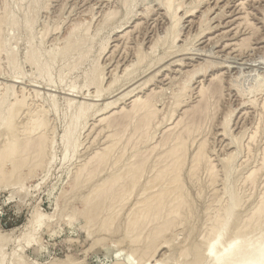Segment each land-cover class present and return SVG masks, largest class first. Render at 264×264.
<instances>
[{"label": "rangeland", "instance_id": "rangeland-1", "mask_svg": "<svg viewBox=\"0 0 264 264\" xmlns=\"http://www.w3.org/2000/svg\"><path fill=\"white\" fill-rule=\"evenodd\" d=\"M157 1L128 0V5L126 3L127 6H125L122 0H0V21L2 22L0 41H3L1 43L3 45L2 55L0 54L1 102H4V105L12 103L16 96H19V91L22 88L26 103L33 102L31 105L35 104L41 109H39V114L43 115L46 121V132L49 137L47 142H51L47 143L48 146L46 147L48 149L45 151L44 158H41L43 162L41 159L38 160L40 164L43 163L42 165H39L38 161H36L38 164L36 162L34 164V161L32 164L30 161L29 164H32V166L25 165L26 169L23 167V171L20 169V172L17 171L15 176L12 173L13 169L10 163H6L4 166L5 175L0 178V239L4 238L3 241L0 240V246H2L0 247V264L142 263L132 261L129 257L130 253L135 251L137 247L144 248V244L141 243V246L139 244L137 246L135 243L130 242V238L127 237L128 235H126L122 224L124 221L123 215L113 226L114 229L111 228L112 230L109 231L105 229L103 231L98 223L95 224L96 222H89L84 213L86 208L84 197L88 194L89 189L80 187L81 189L77 190L74 188V186L76 187L74 181H76L75 175L78 167L86 159L88 160L102 144L100 141L102 142L101 137L104 136L105 130L104 132L101 130L98 132L99 127L97 130L92 129V124L108 109L115 107V105H122L129 92L142 95L148 93L149 89L156 88L152 102L160 111V121L156 123V125L160 124V127L155 125L158 128L155 126L154 129L152 128L154 131L156 130L155 132L151 129L150 137L151 139L154 138L151 140L149 137L146 143L153 144L161 137L160 133L166 126L164 123H169L171 119L166 113L174 107L173 97L185 77V74L171 69V71L164 72L169 75L166 77L168 79L165 81L162 79L163 74L160 71L174 57L183 60L195 58L193 61L196 60L197 62L194 61V65L197 66L198 70L202 68L196 76L203 75V73L218 76L215 83L218 88L214 85L213 87L221 91H217L218 93L214 95L215 98L212 96V100H216L212 101L213 116L209 118L208 122V119L205 120L207 123L202 122L204 130L200 135L202 138H199V140L207 139L212 158L216 161L214 164L216 163L218 172L216 174H219V178H216L218 180H216L217 185L214 187L215 183L212 184V188L204 184L207 179L204 173L201 174V182L199 181L201 187L195 186L197 184L186 180L191 215L186 213L187 217L184 215L185 220L181 219V222H179V219L174 229L170 230L172 233L168 231V234L164 235L161 242L156 245V255L150 260V262L152 261L151 264H180V262L181 264H211L204 256L207 241L203 237L208 231L207 227L210 226H208L210 223H208V220L211 221V218H209L211 213L213 216V211L216 208L221 209L222 206H225V208L222 207L223 210L225 209L222 213H229V215L226 214L227 217L229 216L227 225L231 227L225 226L228 228L227 232L225 231L226 234L222 237V243H225V241L234 239L237 229L253 210L264 187V173L261 165L258 164L262 163L264 122L259 124L261 130L259 128L257 137L255 136L251 147L247 150L244 142L247 139L249 130L254 127L258 119V112L254 111L253 114H247L248 116H242L241 113L244 106L255 107V110L257 100L264 91V29L256 25L255 19L257 18L251 15L249 16L251 25L248 27L246 37H240L241 41L245 38H248V40L245 44L243 43L244 45L240 41L239 48L235 53L230 54L222 50L221 45L224 41L222 38H218V40H215L216 42L211 41L208 44H203L202 38L209 30L206 29L211 28V26L214 27L218 21L226 18L227 14L229 16L231 11L230 8L226 7L214 19L215 21H212L213 24L209 23L210 20L206 22L207 25L202 28L201 32L197 28L189 27L184 23L185 20H181L178 34H176L177 40L174 41V36L167 32L168 26H170L168 19L159 18L158 14L155 13L159 5ZM260 9L264 12V2L261 3ZM208 23L210 26H208ZM135 25L138 26H136L134 34H130L122 40L118 39L122 32L130 30ZM72 28L75 30H72ZM78 30L80 31L78 32ZM258 40L261 42L260 44H258ZM118 43L120 46L116 50L114 46ZM137 47L146 55L140 65L131 53ZM111 51H114L113 55H110ZM28 54H31V59ZM186 55H190V57L186 58ZM119 58L124 59L129 66L132 64L129 72L122 73L121 70L116 69L115 66ZM111 70L119 72H112ZM112 73H115L114 76ZM109 103L113 106L110 105L109 107ZM213 105L216 107L213 108ZM80 109L84 111L85 117H82L76 124L75 119L81 111ZM26 110L27 106L23 107L20 115L15 119L18 129L23 128L27 123ZM252 115H255V117ZM218 126L226 130L224 139L215 135ZM6 130L5 127H0V148L3 146L4 141L10 137L8 130ZM69 131L71 137L68 139V144L64 136ZM95 137L97 140H95ZM191 152H189L190 155ZM127 155L129 158V154ZM228 155L229 157L232 155L229 161L226 158ZM256 167L261 169V171H258L261 173L257 172L256 174L257 178L260 177L259 175L262 178L260 177L261 180L257 179L259 182H255L254 186H250L253 185V182L249 185L250 181L247 183L245 177L250 174V171L257 169ZM11 173L14 179L10 176ZM101 176L104 177L105 175L102 174ZM85 188H89L88 184ZM214 191L219 192L216 194ZM215 194L217 196H214ZM210 195H213V199ZM250 197L252 199H249ZM133 198L135 199V196ZM133 198L132 201L129 200L131 205L133 204ZM231 198L234 200L232 201ZM236 199L238 202L235 201ZM130 204L127 203L126 206L130 208ZM228 205L231 206L232 213L237 214L236 216L232 214L233 218L230 217L231 213ZM226 208L228 211H226ZM263 221L261 225H264ZM263 225H258L261 230V233H258L259 236L262 234V229H264ZM205 228L206 230H204ZM254 228L251 226L250 231L248 229L244 233L256 232V234L245 236L250 237V239L256 236L253 239H257L259 228L257 227L258 229L255 228L257 231H253ZM173 251L174 253L171 255Z\"/></svg>", "mask_w": 264, "mask_h": 264}, {"label": "bare ground", "instance_id": "bare-ground-1", "mask_svg": "<svg viewBox=\"0 0 264 264\" xmlns=\"http://www.w3.org/2000/svg\"><path fill=\"white\" fill-rule=\"evenodd\" d=\"M122 1L125 4V6L128 5V3H127L128 0H122ZM157 2H159V5H158V8L156 9L157 12L155 11V13L158 14L159 18L163 17V18L168 19L170 26H168L169 29L167 32H169L170 35L174 36V39H173L174 41L177 40L176 34H178V29H179L178 27H179V23L181 22V20L182 21L185 20L184 23H186L189 27L197 28L201 32L202 28L205 27V25H207L206 22H209V20H210L209 23H212V21H215L214 19H216L217 16L220 14V12H222V9H224L226 7L230 8L231 12H230L229 16L227 14V17L221 21H218V23L215 24L214 27L211 26V28L206 29V30H208V29L209 30L207 33L204 34V36L202 38L203 44L204 43L208 44V42L210 43L211 41L218 40V38H222V39H224V41H222L223 43L221 46L223 47V49H222V47H221V49L225 50L226 52H229L230 54L235 53L237 51V49L239 48L240 43L242 42V44L243 43L245 44L246 41L248 40V38H245V39H242V41H241L240 37L246 35L248 27H250V25H251L249 23V16H251V15L256 16V18H257V19H255L256 25L259 28L264 29V12L260 9L261 3L264 2V0H158ZM126 3H127V5H126ZM4 13L6 14V12H4ZM153 18H152V20H153ZM112 19H113V17H112ZM29 20H31V19H29ZM90 21H91V19H90ZM1 23L2 22L0 21V32H1ZM136 26H138V25H135L132 28L130 27L131 29L130 30L128 29V31L122 32L119 35L118 39L122 40L123 38L125 39L126 36H128V35L134 34L135 30H136L135 29ZM208 26H210V24ZM72 27H74V26H72ZM72 30H75V29L72 28ZM206 30H205V32H206ZM79 31L80 30H78V32ZM44 33H45V31H44ZM157 41H159V40H157ZM260 41H261V39H260ZM260 41L258 44L261 43ZM2 42L3 41H0V54L2 53V50H3V45L1 44ZM167 42H168V40H167ZM81 45H83V44H81ZM66 46H68V45H66ZM119 46L120 45L118 43V45H115L114 48H116V50H117V48L119 49ZM219 46H220V44H219ZM66 48H68V47H66ZM77 49H79V48L77 47ZM151 50H152V48H151ZM72 51H75V50H72ZM69 52H71V51L69 50ZM64 53H63V55H65ZM110 53H111L110 55H113L114 51H111ZM131 53H133L132 56L137 60L139 65L142 61H144L145 56H146L139 47H137L136 49L134 48L133 52H131ZM30 55H29V57L31 59ZM3 56H5V55H3ZM188 57H190V55L187 56L186 58H188ZM108 58H109V56H108ZM175 58L176 57H174V59L172 58L173 60L170 59V61L168 60L169 63H167L168 62L167 61L166 62L167 65L165 64L166 66L165 65L163 66L164 68H162V70L160 71L163 74L162 79L164 81L166 79H168V78H166L168 74H166L164 72H167L169 70L171 71V69L174 70L175 72L185 74L184 75L185 77L179 86L180 87L179 90L175 93V95L173 97L174 107L171 108V110H169L168 113H166L171 118L170 119L171 122L168 120L169 123H167V122H166L167 124L164 123V125H166V126L164 128L162 127L163 130H162V133H160L161 137L157 141L155 140L156 142L153 144L149 143L150 144L149 145L148 143H146V142H148L147 140L151 135V129L156 125V123H158L160 121L159 118L161 117L160 111L154 106V104L152 102L153 95L156 93L155 92L156 88L149 89L148 93H143L142 95L134 94V92L128 91L129 92L128 97L127 96L125 97L126 99L122 105L120 104L117 106L115 105V107H112L113 105H111L109 103V107L111 105L112 108L108 109V111L106 113L99 116L94 121V123L92 124L93 125L92 129L97 130L99 127L98 132L100 130L104 132V130H105L104 136H102V137L100 136L101 140H102V142L100 141V143H102V144L96 151H94V153H92V156L89 157L88 160L86 159V161L78 167V169L76 171V175H75L76 181H74V182H76V187L74 186V188H76L77 190L80 187H82L84 189H89L88 194L84 197V203L86 204L85 205L86 208L84 210L85 211L84 213H85L86 218L89 220V222H96L95 224L98 223L100 225V227L103 229V231H104V229L109 231V230H112L111 228H113V226H115V224L117 223V220H119L120 216L122 217V215H123L124 221L122 222V224H123V227L125 228L126 235H128L127 237L130 238V242L135 243V245H137V246H139V245L141 246V243L144 244V248L142 247L143 249L138 248L136 246L137 249H135V251L130 253L129 257L132 261H137L139 263L142 262L143 264H151L152 261L150 262V260L153 259L156 255V253H155L157 251L156 245L159 244V242H161V239L164 237V235H166V233L168 231H170V230L172 231V229H174L176 223L178 224V220L180 219L179 222H181V219L185 220L184 218L187 217L186 213L191 215V207H190L189 194H188L189 191H188L187 186H186V180L190 181L193 184H197L195 186L201 187L200 177H201V174L204 173L205 174L204 176H207V179H206L204 184H207L208 186H210L212 188V184L215 183L213 185L214 187H215V185H217L216 184V180H217L216 178L217 177L219 178V174H216V172H217L216 163L214 164V162H216V161L213 160V158H212V153L210 151L211 149L209 150V148H208L207 139L203 138V139L199 140V138H202L200 135H201V133H203L202 131L204 130L203 129L204 125H202V122H204L207 119H208L207 120V122H208L209 118H211V116H213L212 112L214 110L212 111V103H213L212 101H214L215 99L214 100H212V99L216 93L221 91V90L218 91L217 85L215 86V83L217 82L216 80H218V76H214L213 74L207 75L206 73L205 74L203 73V75L196 76L202 68H199V70H198L197 66L194 65V61H196V60L193 61V59H195V58H192L191 60L186 59V60H188V62H186V60H183L182 58H179V59L178 58L175 59ZM123 60H121L119 58L118 63L116 62L117 65L115 67L117 70H121L122 73L123 72H129V69H130V67H132L131 66L132 64L129 66V64L125 60L124 61ZM50 61H52V60H50ZM52 62H51V64H52ZM40 63H41V61H40ZM29 64H31V63H29ZM222 67H223V65H222ZM159 69H161V68H159ZM159 69H157V70H159ZM117 70H115V71H117ZM111 71L115 72L113 70H111ZM94 72H95V70H94ZM117 72H119V71H117ZM112 74L114 76L115 73H112ZM151 80H153V79H151ZM113 81H115V80H113ZM94 84H95V82H94ZM213 85L217 88L213 87ZM139 87H141V86H139ZM259 91L261 92V89ZM5 93H6V91H5ZM19 93H20L19 96H16L14 101L12 103L7 104V105H4L5 103L3 102L4 103L3 104L1 102V99H0V127H5L10 134V137L8 135L9 138L6 139V141H4L3 146L0 148V178L4 177L3 175H5L4 166L6 165V163H10L12 165V167H11L13 169L12 173L15 176L16 172L17 171L20 172L19 170L20 169L22 170V168L25 165L29 164L30 161H31V163L34 161V164H36L37 163L36 161H38V160L40 161L41 158L43 159L44 158L43 156L46 153L45 151L48 149V147H46V146H48L47 143H51V142H47L49 137H48V133L46 132V127H47L46 123H45L46 121L44 120L43 115L39 114V111L41 109L39 108V106H36L35 104L31 105V103H33V102H31V103L28 102L30 104L26 103V101L24 99L25 93H24V90L22 88L19 91ZM249 95H252V94H249ZM255 103H256V101H255ZM71 104H73V103H71ZM25 106H27V110H26V117H27L26 121H27V123L25 124V126L23 128H19V129H21V130H19L16 126L15 119L18 118V116L20 115L21 109ZM167 107H168V105H167ZM215 107L216 106L213 105V108H215ZM86 108H88V107H86ZM254 108H251L250 106L249 107L244 106V108L242 109V113H241L242 116H245L247 114H253L254 111L258 112V119H257L254 127H252V129L249 130L247 139L244 142V146H246L247 150L251 147V144L253 143L255 136L257 135V132L259 133L258 130L261 126L259 124L261 122H264V91H263V94L260 96V98L257 100L255 110H254ZM43 109H45V108H43ZM40 113H42V112H40ZM162 113H163V111H162ZM84 114L85 113L82 110L79 112V114L77 115V117L75 119L76 124L79 122V120L82 117H85ZM253 117H255V115ZM165 118H166V116H165ZM165 118H163V119H165ZM70 123H71V121H70ZM72 123H73V121H72ZM157 125L160 127V124H157ZM260 130H261V128H260ZM153 131H152V133H153ZM215 131H216L215 132L216 136L223 138V139L225 138V135H224V133L226 131L225 129H222V127L218 126ZM8 132H7V134H8ZM69 134H71L70 131L67 133L66 136H64L66 139V142L68 141V144H69L68 139H70V137H71ZM98 135H99V133H98ZM155 136H156V134H155ZM233 137H234V135H233ZM150 139H151V137H150ZM155 139H156V137H155ZM238 139H239V137H238ZM2 140H4V139H2ZM95 140H97V138ZM235 141H236V139H235ZM93 142H94V140H93ZM226 146H228V145H226ZM67 148H69V147L67 146ZM190 151H192L191 155L189 153ZM261 152H262V155H261L262 156V160H261L262 163H258V164L261 165V167H262L261 169L264 173V169H263V166H264V146L262 147ZM66 153H68V152H66ZM247 153H249V152H247ZM127 154H129V156H130L129 158H128ZM230 156L231 157H229V155H228L226 157L228 161L231 160V158H232V155H230ZM259 156H260V154H259ZM42 159H41V161H42ZM39 161H38V163H39ZM32 164H29L30 167L32 166ZM42 164L39 163V165H42ZM245 165L247 166V164H245ZM40 167H42V166H40ZM34 168H38V167H34ZM261 169L259 167L253 171H250V174L246 176L247 178L245 177L247 183H248V181H250L249 185L251 182H253V185L251 184L250 186H254L255 182H259L258 180L260 179V177L262 178L261 175H259L260 177H258V178L256 175L258 171H261ZM227 172H228V170H227ZM12 173L10 176L13 178ZM102 174L105 176L102 177L101 176ZM19 175H20V173H19ZM230 177H231V175H230ZM204 178H206V177H204ZM9 179H10V177H9ZM3 182H4V180H3ZM237 182H238V180H237ZM220 183H222V182H220ZM85 184L86 185L88 184L89 188H85L86 187ZM225 185H226V183H225ZM218 187H219V185H218ZM262 187H261V189H262ZM225 190H226V187H225ZM250 190H251V188H250ZM254 190H255V188H254ZM218 192L219 191H214V193H216V194ZM74 193H76V192H74ZM216 194L214 196H217ZM134 196H135V199L133 198ZM210 196H212V199H213V195H210ZM233 197H234V194H233ZM251 197L249 199H252ZM132 198L134 200H133V204L131 205L130 201H132ZM214 199H215V197H214ZM231 200H232V198H231ZM219 201H218V203H219ZM235 201H237V199ZM76 202H78V201H76ZM215 202H216V200H215ZM127 203H129L131 205L130 208H128L129 206L128 207L126 206ZM243 203H244V201H243ZM73 204H74V201H73ZM232 204H233V202H232ZM232 204L230 203L231 206H232ZM209 205H210V202H209ZM244 205H246V204H244ZM194 206H195V204H194ZM231 206H229L228 209H230ZM250 206H252V205H250ZM125 207H126V209H125ZM222 207L225 208V206H222ZM222 207H221V209H218V208H216V210L213 209L214 210L213 216H212V213L210 216L208 215L209 218H211L212 222L208 218L209 219L208 223L210 222L211 224L210 223L208 224V226L210 225L209 227H207L208 231H206V235L204 234L205 236H203L204 239L208 243L207 244L205 242L206 243V245H205L206 249L204 248V250H205L204 256H206L205 259L208 262H211V264H264V229H262L263 231H262V234L260 236L258 234V233H261L259 226L263 225V224L261 225V223L264 220V187L260 193L259 199L257 200V203L255 204L253 210L250 212V214L248 216H246L243 223L237 229V233H236V236L234 237V239L232 238L230 241H225V243H222V241H223L222 237H224V235L226 234V232L228 230V228L225 226L227 225V222H228L227 219L229 218V216L227 217V215H229V213L227 212L226 213L227 215H226L225 212H223L226 215L225 216L222 213V211H224L225 209L223 210ZM228 209L226 211H228ZM192 210H193V208H192ZM233 212H235V211H233ZM122 213H124V214H122ZM230 213H231L230 217L232 216V214L234 216L237 215L235 213H232V209H230ZM184 215H186V217H184ZM189 215H188V217H189ZM205 216H207V215H205ZM207 217H206V219H207ZM83 218H85V217L83 216ZM232 218H233V216H232ZM88 225H89V223H88ZM181 225H183V224H181ZM251 226H252V228L255 227L256 229L259 228L258 232H257L259 237L255 240L253 238H255L256 236H253L252 239H250V237H247V236L249 234H251L249 236H252V235L256 234V232L247 233L248 235L244 233L248 229L250 231ZM228 227H231V226L229 225ZM263 227H264V225H263ZM91 228H92V226H91ZM255 228H254V230L253 229L252 230L255 231L256 230ZM204 230H206V228ZM92 232H94V231L92 230ZM96 233L98 234V232H96ZM105 233H106V231H105ZM99 234H101V233L99 232ZM233 235H235V234H233ZM245 235H247V236H245ZM245 237H247V238L245 239ZM124 238H126V237H124ZM117 239H119V238H117ZM204 239H203V242L205 241ZM3 240H4V238L2 239V241ZM8 240L10 241V239H8ZM120 243H121V241H120ZM186 243H187V240H186ZM1 245H2V243H1ZM129 246H131V245H129ZM0 247H2V246H0ZM118 248H120V247H118ZM0 250H1V248H0ZM173 253H174V251L172 252L171 255H173ZM183 254H185V252H183ZM183 259H185V258L183 257ZM15 261H16V259H15ZM180 264H181V262H180ZM202 264H204V263H202Z\"/></svg>", "mask_w": 264, "mask_h": 264}]
</instances>
